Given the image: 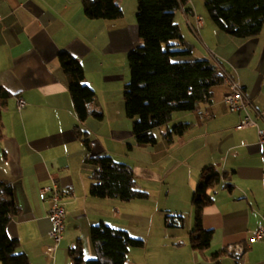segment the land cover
I'll use <instances>...</instances> for the list:
<instances>
[{
    "label": "crops",
    "instance_id": "1",
    "mask_svg": "<svg viewBox=\"0 0 264 264\" xmlns=\"http://www.w3.org/2000/svg\"><path fill=\"white\" fill-rule=\"evenodd\" d=\"M118 3L122 18L100 20L85 16L81 0H0V179L13 186L19 208L8 234L19 240L33 264H69L68 251L77 239L85 256L92 257L89 228L100 222L144 240L141 257L133 261H143L147 249L155 248L154 261L165 264H264V241L246 247L241 262L228 251L212 258L231 243H245L263 223L264 143L258 141L256 126L236 128L243 112L229 109L223 99L229 87L223 83L214 87L209 103L173 115V123H191L182 136L167 142L155 129L156 144L137 145L123 103V87L130 79L127 53L140 43L135 16L126 15L127 5L134 6L135 0ZM190 5L192 13L181 8L175 17L193 47L187 35H197L195 15L204 17L206 9L197 0ZM211 22L204 19L198 33L205 45L198 57L239 81L251 101V117L264 129V25L258 35L238 38ZM62 51L82 64L101 117L80 123L75 116L57 59ZM19 96L26 101L22 116L16 108ZM75 125L89 132L93 155H113L133 167L138 186L149 192L145 201L90 194L91 170ZM206 167L219 171L221 180L209 190L214 202L203 210V226L213 236L201 252L187 241L194 224L192 194ZM54 181L65 206V231L48 263L40 246L49 241L52 228L50 198L40 188ZM150 200L161 201L157 212L162 219L154 229L148 228L150 217L143 210ZM166 212L182 214L184 226H166ZM132 223L136 230H131ZM141 230H147L145 235ZM152 233L150 240L147 234ZM133 252L137 250L130 248L126 264Z\"/></svg>",
    "mask_w": 264,
    "mask_h": 264
},
{
    "label": "trees",
    "instance_id": "2",
    "mask_svg": "<svg viewBox=\"0 0 264 264\" xmlns=\"http://www.w3.org/2000/svg\"><path fill=\"white\" fill-rule=\"evenodd\" d=\"M118 1L81 0L85 16L100 20L123 17ZM204 5L207 16L230 36L253 37L262 31L264 0H204ZM181 8L189 14L192 11L190 0H137L135 25L140 43L127 53L130 79L123 87L125 114L132 119V133L137 145L156 144L155 129L160 130L161 137L167 142L182 136L191 123L175 122L169 126L173 115L198 110L211 101L214 87L224 83L223 72L208 59H173L192 51L175 20L176 12ZM57 59L78 121L83 123L89 117H101L97 94L86 83L82 64L66 51L58 53ZM73 132L87 152L85 159L91 170L89 192L92 196L121 201L148 198V192L138 186L130 164L117 161L113 155H93L89 132L81 125H75ZM220 180L219 171L206 167L193 191L194 224L188 232L187 242L194 250L203 252L210 246L213 233L203 226V210L214 202L209 190ZM18 214L13 186L0 179V264H33L20 249L19 240L7 231L8 224ZM184 220L180 213L165 214L168 227H183ZM89 238L95 256L86 257L83 243L77 239L68 251L69 264H126L129 249L144 246L142 238L102 222L90 226ZM225 251L230 252L226 248L212 258Z\"/></svg>",
    "mask_w": 264,
    "mask_h": 264
},
{
    "label": "built area",
    "instance_id": "3",
    "mask_svg": "<svg viewBox=\"0 0 264 264\" xmlns=\"http://www.w3.org/2000/svg\"><path fill=\"white\" fill-rule=\"evenodd\" d=\"M204 25V19L200 15L195 17V32L199 33V30ZM224 83L228 86L227 92H225L223 99L228 105L231 111H242L243 116L240 122L236 125V128H246L250 126H256L258 141L264 143V129L260 128L256 121L251 117L249 108L251 105L250 99L245 94L239 81L235 79L229 73H223ZM26 101L23 97L19 96L16 99V108L20 116L23 115ZM41 194L48 193L50 198V204L48 208V215L52 222V228L48 232L49 241L43 243L40 246V251L45 255L46 261L52 263L55 252L58 248L60 241L63 238L65 231V206L62 201V195L59 185L54 181L50 185L40 188ZM263 240L264 241V218L263 223L260 224L252 231V235L245 243L229 244L227 249L232 253L237 261H242V256L245 253L246 247L252 242Z\"/></svg>",
    "mask_w": 264,
    "mask_h": 264
},
{
    "label": "rangeland",
    "instance_id": "4",
    "mask_svg": "<svg viewBox=\"0 0 264 264\" xmlns=\"http://www.w3.org/2000/svg\"><path fill=\"white\" fill-rule=\"evenodd\" d=\"M198 3H202V5H204V0H197ZM126 15L128 16H136V12H137V0H135V5H127L126 7ZM205 10V8H204ZM203 14H205V16L203 17L205 19V21H208L210 23H212L211 19L207 16L206 12H203ZM178 16H180V14L178 13L177 14ZM175 20H177V17H175ZM188 36V40L192 43L193 47L190 48L192 51L191 53H186L185 54H182V55H179V56H176V57H173V59L176 61H181V60H192V59H202L201 57H198L199 53H203L205 51V45L202 44V42L199 40L200 37H198V35H192V34H189L187 35ZM201 37H202V41H203V36H202V32H201ZM212 38V37H210ZM216 39H214L215 41ZM208 56V55H206ZM173 122L170 121L169 122V125H172ZM157 131V130H156ZM140 186V185H139ZM151 189H156L155 186L151 185ZM148 192V191H146ZM149 193V192H148ZM46 194V193H45ZM142 201H145V200H142ZM160 203L161 201H156V200H150L149 202H147V206H143V210L145 211V213H147V215L150 217L149 219V226L148 228L151 226V228H157L160 221H161V214L160 212H157V207L158 208H161L160 206ZM159 204V205H158ZM139 209V208H138ZM166 213H164L165 215ZM135 223H132L131 224V230H136V227H135ZM144 227V226H143ZM145 228V227H144ZM146 229V228H145ZM147 230H141V232L146 233ZM184 233H187L184 231ZM145 235V234H144ZM147 236L150 238V240H152L153 237V233L150 234V236L147 234ZM154 246V245H153ZM131 249H136L137 252H133L130 256V260L132 261H127V264H165L166 261H154V256L152 255V253L155 254L156 252V249L153 248V249H147V252H145L143 255H142V259L143 261H133L134 260V257H138V259L141 257V253L139 254L138 251H140L141 248H131ZM95 255H93L92 257H94ZM91 258V257H90ZM150 260V261H149Z\"/></svg>",
    "mask_w": 264,
    "mask_h": 264
}]
</instances>
